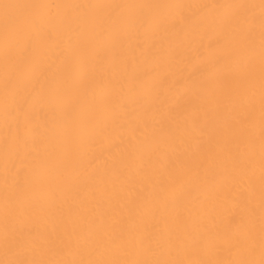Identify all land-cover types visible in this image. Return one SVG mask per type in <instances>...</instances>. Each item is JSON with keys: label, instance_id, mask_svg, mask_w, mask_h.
<instances>
[{"label": "bare ground", "instance_id": "obj_1", "mask_svg": "<svg viewBox=\"0 0 264 264\" xmlns=\"http://www.w3.org/2000/svg\"><path fill=\"white\" fill-rule=\"evenodd\" d=\"M0 264H264V0H0Z\"/></svg>", "mask_w": 264, "mask_h": 264}]
</instances>
